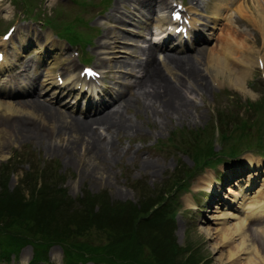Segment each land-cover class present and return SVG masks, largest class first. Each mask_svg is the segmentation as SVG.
<instances>
[{
	"label": "rangeland",
	"instance_id": "374dc122",
	"mask_svg": "<svg viewBox=\"0 0 264 264\" xmlns=\"http://www.w3.org/2000/svg\"><path fill=\"white\" fill-rule=\"evenodd\" d=\"M123 1L125 0H0V43L4 41L2 34L8 28H12L11 32L14 34L17 30L19 33L16 41L9 42L5 47L7 62L5 67L0 68V72L7 70L13 61L24 60L25 63L29 62L32 65L40 64L43 49L50 50V46H56V49L47 53L49 63L45 61L43 65H39L42 68L39 74L42 85L38 88L42 94L40 98L62 110L66 116V111L81 115L80 112L87 106L83 103L82 97L78 98L74 92L69 95L59 94L65 92L68 85L73 84L75 76L72 74L77 73L75 70L70 74L65 67L61 69L66 73L61 72L59 68L61 62L66 65L64 54L73 58L78 70L83 63L80 57H88L89 64L95 63L97 55L102 59H109L112 55L111 35L115 29L121 33V37L118 38L120 40L114 47L115 54L119 59L136 60L141 57L137 55V47L161 43L160 32L168 21V12L177 0H168L167 7L155 6L149 19L141 16V10L130 4L125 7ZM181 1L186 6L184 12L192 15L202 28L200 30L204 39L200 44L204 45L205 50L199 53L200 56L207 53L217 54L234 73H236L234 66L240 58L264 56V0H231L229 7L220 10L223 18L220 19V27L217 28H211L212 22L209 17L211 13L206 11L203 3L210 4L219 0H202L203 2L196 6L190 2L191 0ZM117 3L121 5L118 14L124 19L116 23L114 28H110L113 24L106 23V15ZM207 17L208 20L205 21ZM70 23L73 27H70ZM50 24L56 31L59 28L69 31L70 37L75 33L78 36L81 34L82 42L87 40L85 45H82V42L80 45L68 44L56 36ZM143 24L147 27L143 28ZM27 26L41 34L52 33L54 36L49 38L51 43L41 39L36 42L33 40L23 42L31 33ZM105 29L109 34L107 40L110 42L100 46L98 41L106 39L103 35ZM213 29L218 35L215 44V39L206 35ZM2 47L3 45H0V49ZM191 50L194 52L195 48ZM156 53V61L162 64L164 49H157ZM44 58L46 59V55L42 62ZM206 60L202 59L198 64L199 76L201 80L204 79L202 81L206 87L195 91L188 86L187 88L182 86L186 98L191 101V107L186 115L182 116L180 113L166 115L160 111L161 106H157L158 102L155 103L158 111L151 107L144 110L141 107L142 97L137 103L131 100L130 105L122 109V113L124 119L134 125V129L113 133L111 144L113 142L114 149L105 147V150L92 151L79 146L71 152L68 147L76 134L69 130L61 131L59 137L53 133L47 137H10L11 139L0 141V191L4 189L9 193L19 186L23 188V193L28 198L29 192L25 183H30L31 179L27 175V170L33 166H38V170H52L57 167L56 171L61 176L56 187L60 185L70 198L85 195V191L89 195L102 193L104 202L95 203L93 207L95 211L102 203L110 206L132 205L137 204L142 198L141 195L143 198H157L160 191L163 193L171 186L174 178L183 177L190 171L193 172V176L187 178L188 181L179 191H171L169 195L171 199L169 202L166 199L165 204L167 202L168 204L162 212L163 222L166 221L173 228L175 246L178 249L186 248L184 254L177 252L176 259L179 262L181 257L188 255L196 259L193 264H236L228 259H219L220 255L227 252L228 246L219 245L220 236H217V233L206 235L203 228L208 227L215 231L223 226V218L217 217L220 212L218 210L227 208L235 215L243 217L246 202L259 201L264 196V67L252 64L243 79L248 92L241 93L235 87L227 85L222 76L213 77L208 74L204 69ZM100 68L105 75L106 65H101ZM116 71L120 74L118 78L114 77V73H110L111 75L103 76L95 83L98 89L103 84L112 86L105 95L107 102L120 90L127 96V88L131 86L129 84L140 74L137 68L129 75L123 68H116ZM57 73L59 75L55 79ZM163 73L172 79V76ZM2 74L0 73V76ZM61 78L62 83L59 82ZM55 80L58 85L55 84ZM8 85L6 83V86ZM72 86L76 89L74 91L81 89ZM0 88L11 87H1L0 84ZM14 89L16 90L12 94H1L0 98L15 102L29 96L19 90L22 87ZM115 103H111L108 108H114ZM21 111L27 112V109L16 106V113L13 114L27 116ZM31 115L37 118L25 117L28 122L36 123L38 120L40 125L50 124V121L42 120L43 118H39L38 115ZM56 128V125L53 126L55 132ZM182 134H185V137H182ZM230 152L231 156H227ZM214 155L216 156L212 157ZM6 160L9 164L5 171L7 175L4 177L1 171ZM144 162H147L148 167L143 166ZM209 163L211 166H207ZM230 172H242L241 178L232 177L230 181H223V177ZM187 176L188 174L184 178ZM208 181L214 184L212 189L207 187ZM40 182L41 179L38 178L35 188L40 186ZM229 186L239 194H230ZM215 188L218 190V198L214 196ZM225 196H229L233 201L225 199ZM4 216L7 217L6 215L2 217ZM231 221L233 220H229L228 223ZM0 224V264H28L34 255L35 244L29 239L16 244L17 251L6 248L9 231L6 225L2 226L3 222ZM123 226H119V229L124 230L128 223L124 222ZM130 228L132 232H136L134 224H131ZM16 233L19 234V231L16 230ZM92 234L98 239L107 237V233L100 230ZM83 242L85 245L88 244V241ZM100 242L105 243V240ZM88 245L95 256L109 250L97 248L95 243V248L91 244ZM164 247L167 248L163 246V250ZM148 249L151 250V246L147 241H140L137 246L138 253L143 252L146 258ZM68 250H70L68 246L64 248L61 243L52 242L48 247L45 246L42 256L30 264H60L62 256ZM240 259L244 263L243 258ZM70 263L106 264L103 261L81 260L76 257Z\"/></svg>",
	"mask_w": 264,
	"mask_h": 264
},
{
	"label": "bare ground",
	"instance_id": "6f19581e",
	"mask_svg": "<svg viewBox=\"0 0 264 264\" xmlns=\"http://www.w3.org/2000/svg\"><path fill=\"white\" fill-rule=\"evenodd\" d=\"M190 2H193L196 6L203 1L191 0ZM229 2H231V0H219L210 4L203 3L206 11L211 13L209 16L212 22L211 28L220 27V19L223 18L220 10L229 7ZM129 4L138 8V10H141V16L145 19H149L148 16L152 15L156 5H164L167 7L168 2L167 0L123 1L125 7H128ZM120 7L121 5L119 3L113 5L111 11L106 15V23L111 22L113 24L110 28H114L116 23L121 22L124 19L118 14ZM234 11L237 12L236 9H234ZM193 12H195V10ZM185 17H187L186 14ZM188 17L191 22L188 29L191 35L188 41L174 42L171 39V35L166 34L160 44L153 43V45L137 47V55H141V57L133 61L119 59L118 55L115 54L114 47L118 44L117 42L120 40L118 38L121 37V33L118 30L113 29V34L111 35V38L113 39L111 45L112 55L109 59H102L97 55V60H95L93 65L94 68L99 70L101 65H106V74L103 76H109L111 75L110 73H114L115 78L120 76L118 71H116V68H123L127 75L137 68V71L140 74L135 76L132 79V83L129 84L131 86L127 88V96L123 90H120L110 99L109 102L105 99V95H107L112 88L109 84H103L97 90L88 81L87 83L83 81L82 88L78 91H74L76 89H74L71 84L68 85L65 92L59 94L69 95L74 92L78 98L82 97L83 103L87 106L80 112L81 115H74L71 112L66 111L67 117L62 110L51 106L40 98L42 94L38 88L42 85L39 79V74L42 71V68L39 67V65H43L45 61L46 63H49L47 62V53H49L50 50L56 49V46H50V50L46 48L43 49L41 54L42 57L39 59L41 60L40 64L32 65L29 62L25 63L24 60L11 62L7 70L0 72L3 73L0 76L1 87L11 88H0V95L12 94L16 90L14 88L22 87V89L19 90L27 93L29 96L23 99H18L15 102L4 101L0 98V141L2 142L10 137H47L51 136L53 133H56L59 137L61 131L66 132V130H69V132L76 134L70 141L68 147L71 152L75 151L79 146L92 151L105 150V147L114 149L113 142L111 144V141L113 140L112 134H118L124 130L134 129V125L127 119H124L122 113V109L127 108L128 105H130L131 100L133 103H137L140 101V97H142L141 107L144 108V110L149 107L153 110H157V104L155 105V103L158 102L157 106H161L160 111L166 115L180 113L184 116L187 114L191 107V101L186 98L182 86H185V88L188 86L191 90L195 91L203 90L206 87L205 83L202 81L204 79L201 80V77L199 76L200 74L198 73V64L202 59H207L204 69L208 74H211L213 77L218 75L222 76L221 78L226 81L227 85L235 87L241 93L248 92L247 87L243 83V79L245 78L246 73L251 69L253 63L257 64L259 67H264V56L261 55L260 57L258 55L251 58H240L234 66L236 73L231 71L230 67H228L223 61L224 59L217 54L207 53L205 56H200L199 53L205 50L204 45L200 44L204 39V35L200 31L196 19L193 16ZM207 20L208 17L205 21ZM203 23L205 24V22ZM205 25L208 26V24ZM142 27L146 28L147 25L143 24ZM26 28L31 33L24 39L23 42L25 43L32 40L33 42H36L39 39L50 42L51 39L49 38L54 36L49 32L41 34L32 28L30 30L29 26ZM103 32L104 38L106 39L98 41L100 46H105L107 45V42H110L107 40L109 34L106 29ZM18 35L19 33L17 30L15 34L11 33L7 40L1 41L0 45H3V58L0 60V68L2 66L5 67L7 62L5 47L9 42L14 43ZM206 35L209 38L215 39L214 44L216 43L218 35H216L214 29ZM197 44L200 45L197 46ZM192 48H195L194 52L191 50ZM157 49H164V53L161 57L162 64L156 61ZM62 52L63 50L60 51V53ZM44 55H46V59L44 58L45 60L42 62ZM63 59L65 60L66 65L64 62H61L60 69L61 67H65L66 70L70 71V74L75 70H78L76 62L73 61V58L70 55L65 56L64 54ZM62 70L63 69H61V72L66 73ZM163 72L172 76V79L164 75ZM24 81H26V83H24ZM6 83L9 85L6 86ZM90 91L92 94H90ZM55 96L56 94L54 97ZM111 103H115L114 108H108ZM16 106L22 109H27V112L21 111L27 116L13 114L16 113ZM31 114L38 115L39 118H43L42 120L50 121V124L43 126V124L40 125L38 120L36 123L32 121L28 122L25 117L31 116L33 119L37 118V116L34 117ZM55 125L58 128H56V132L53 129V126ZM100 128L102 129L99 130ZM143 166L148 167L147 162H144ZM241 174L242 172H230L223 177V181H230L232 177L239 178ZM206 185L211 189L214 187V184L210 181H208ZM214 190H216L214 196L218 198V190L216 188ZM228 192L233 195L239 194V192L232 189L231 186H229ZM227 198L233 201L229 196H225V199ZM243 209L245 211L243 217L235 215L227 208L218 210L220 212L217 217L223 218V226L217 228L215 231H211V229L205 227L203 228V231L206 235L217 233V236H220L219 245L228 246L227 252L220 255L219 259H228L236 264L237 262H240L239 264H264V196L259 201H247L246 206H244ZM237 218H240L239 221L234 220ZM229 220L233 221L228 223ZM240 258H243L244 263Z\"/></svg>",
	"mask_w": 264,
	"mask_h": 264
},
{
	"label": "trees",
	"instance_id": "16d2710c",
	"mask_svg": "<svg viewBox=\"0 0 264 264\" xmlns=\"http://www.w3.org/2000/svg\"><path fill=\"white\" fill-rule=\"evenodd\" d=\"M182 137H185V134H182ZM8 164L9 161L2 164L1 173L4 177L7 175L5 171ZM37 167L33 166L27 170L30 183L21 180L27 185L28 198L25 197L23 188L19 186L9 193L4 189L0 191V222H3L2 226L6 225L9 231L5 247L17 251L16 244L30 239V242L36 246L30 263L41 257L45 246L48 247L52 242H59L64 248L67 246L70 248L64 255L65 264H71L70 261L74 257L95 262L103 261L106 264H193L195 262L196 259L188 255L177 261L175 256L177 252L184 254L186 248L179 247V250L175 246L172 237L173 228L162 220V212L171 199L169 196L171 191L177 192L180 187L183 188L188 181L187 178L193 176V172L189 171L183 177L174 178L171 186L163 193L160 191L157 198H143L141 195L142 198L137 204L132 205L110 206L102 203L101 207L94 211L95 203L104 202L102 193L89 195L85 191V195L70 198L60 185L56 187L61 176L56 171L57 167L52 170H38ZM187 174L188 176L184 178ZM38 178L41 179V184L35 188ZM3 184L4 180L2 186ZM166 199L168 202L165 204ZM3 215L7 217L3 218ZM124 222L128 223V226L120 230L119 226H123ZM131 224L135 225L136 232H132ZM98 230L107 233V237L98 239L92 234ZM103 240L105 243L100 242ZM83 241H88L93 248L95 243L97 248L109 250L107 253H97L95 256L92 249H89L88 244L85 245ZM140 241H147L151 246L147 258L143 256V252L138 253L137 246ZM152 246H156L157 249ZM163 246L167 248L164 247L163 250Z\"/></svg>",
	"mask_w": 264,
	"mask_h": 264
}]
</instances>
